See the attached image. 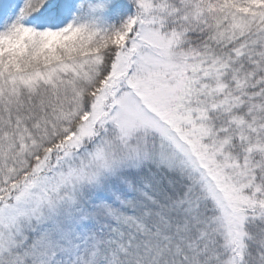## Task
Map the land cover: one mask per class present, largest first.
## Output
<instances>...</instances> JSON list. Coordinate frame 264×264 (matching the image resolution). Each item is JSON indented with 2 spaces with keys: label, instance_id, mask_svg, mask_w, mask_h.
<instances>
[{
  "label": "snow or ice",
  "instance_id": "6c2138e0",
  "mask_svg": "<svg viewBox=\"0 0 264 264\" xmlns=\"http://www.w3.org/2000/svg\"><path fill=\"white\" fill-rule=\"evenodd\" d=\"M0 264H264V0H0Z\"/></svg>",
  "mask_w": 264,
  "mask_h": 264
}]
</instances>
